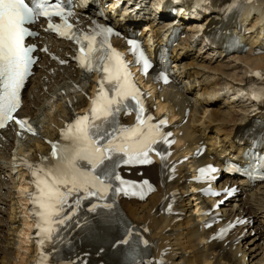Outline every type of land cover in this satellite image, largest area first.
Listing matches in <instances>:
<instances>
[{
	"label": "bare ground",
	"instance_id": "bare-ground-1",
	"mask_svg": "<svg viewBox=\"0 0 264 264\" xmlns=\"http://www.w3.org/2000/svg\"><path fill=\"white\" fill-rule=\"evenodd\" d=\"M227 1L214 0L203 18H193L187 21L188 25L194 27L223 17L230 11V7L221 9ZM246 2L247 9L238 19L245 35L251 29L255 14L264 10V0ZM186 6L185 3L183 7ZM262 17L264 21V14ZM76 24L83 30L103 25L100 20L93 22L91 18L82 17H77ZM36 29L40 36L30 42L45 46L46 54H37L39 60L24 86L23 104L18 111L20 117L36 127V134L33 137L21 135L25 141L16 155L31 163L47 157L49 145L45 141L54 142L60 130L89 105L94 87V78L83 76L72 62L75 47L43 33L42 26ZM161 31L162 26L151 29L155 45L160 44ZM257 42L253 40L252 44ZM169 59L175 71V82L160 89L156 85L146 110L173 122L167 130L175 143L165 149L166 167L160 160L147 167L131 169L129 174L122 172L135 180L146 178L155 186V191L144 201L120 200L122 215L136 229L146 232L144 236L154 262L161 257L163 264H264V183L249 187L244 180L235 181L221 174L216 179L218 188L235 184L239 189L238 194L217 210L218 222L245 218L242 226L221 242L207 241L212 229H203L206 221L198 216L197 210L198 203L207 206V201L198 202L192 187V169L196 162H204L211 156L214 164H220L224 155L238 148L241 124L251 120L254 114H250L245 99L237 94L247 92L253 84H264V50L257 55L247 52L225 56L209 44L196 43L192 47L190 39H185L174 46ZM151 73L153 75V71ZM50 100L54 105H45ZM40 113L42 119H39ZM124 120L132 122L131 117ZM1 137L0 264H36L38 249L32 238L35 219L28 212L29 193L34 185L29 183L26 172L14 169L15 177L8 172L10 150L17 138L10 130L4 131ZM199 145H205L206 149L195 159L192 155ZM184 156L188 161L180 162ZM191 200L195 202L193 214ZM171 210L180 214L173 215ZM111 234V226L104 221L96 222L88 243H80L76 250L79 264H122L120 249Z\"/></svg>",
	"mask_w": 264,
	"mask_h": 264
},
{
	"label": "snow or ice",
	"instance_id": "snow-or-ice-1",
	"mask_svg": "<svg viewBox=\"0 0 264 264\" xmlns=\"http://www.w3.org/2000/svg\"><path fill=\"white\" fill-rule=\"evenodd\" d=\"M72 15V10L59 0H0V129L14 122L21 130L33 132L27 127L28 122L18 119L15 114L21 107V92L33 74L36 62L33 56L36 47L27 44L26 40L36 35L30 26L39 18L48 21L49 31L75 40L79 45L77 61L85 72L101 74L89 112L75 118L62 133L61 138L66 143L52 144L50 157L43 158L48 163L24 164L31 172L33 179L30 182L35 188L30 199L40 237L37 243L42 251L39 264H48L50 253L44 252V246L51 245V251H56L61 231L70 223H76L74 217L83 200L105 201L109 191L128 195L129 187L139 190L142 199L145 188L154 190L148 181L124 180L116 169L121 164H150L152 152L160 156L166 167L167 154L156 145L172 143L170 133L163 131L166 120L153 124L151 116L145 117L142 93L133 83L129 65L109 42L113 30L97 25L88 34L79 33L68 22ZM54 17L61 23L54 24ZM129 45L135 63L141 64L143 73L147 74L151 64L144 50L136 41H129ZM162 78L167 82L166 75L162 74ZM132 111L136 113V124L133 127L120 125V114ZM260 166L264 167V158L260 160ZM215 171L210 166L201 169L200 173ZM208 179L210 182L211 178ZM114 181L118 182L115 187ZM98 208L111 210L113 204L94 202L88 212L95 213ZM119 243L133 251L137 243L148 247V241L142 240L131 228ZM136 264H151V261H136Z\"/></svg>",
	"mask_w": 264,
	"mask_h": 264
},
{
	"label": "rangeland",
	"instance_id": "rangeland-1",
	"mask_svg": "<svg viewBox=\"0 0 264 264\" xmlns=\"http://www.w3.org/2000/svg\"><path fill=\"white\" fill-rule=\"evenodd\" d=\"M172 90V89H171ZM50 102V103H49ZM48 103L46 102V104L45 105H48V106H50V105H54V103L52 102V100H50ZM52 103V104H51ZM47 106V107H48ZM41 114V113H40ZM39 114V115H40ZM44 114V113H43ZM45 115V114H44ZM43 118V116H42V114H41V117L39 118V119H42ZM23 142H14L13 143V147H12V149L10 150V153H13L18 147H22L23 146ZM190 203H191V205L193 206L194 205V203H193V201H190ZM194 209H193V207H192V214L194 213V211H193ZM18 236H20L21 238H22V236L20 235V234H18ZM16 246H14V248H15Z\"/></svg>",
	"mask_w": 264,
	"mask_h": 264
}]
</instances>
